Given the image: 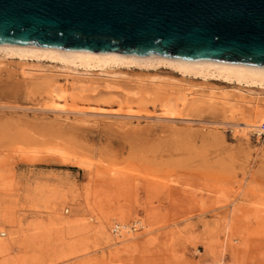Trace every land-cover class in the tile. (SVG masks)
I'll use <instances>...</instances> for the list:
<instances>
[{
    "label": "rangeland",
    "instance_id": "obj_1",
    "mask_svg": "<svg viewBox=\"0 0 264 264\" xmlns=\"http://www.w3.org/2000/svg\"><path fill=\"white\" fill-rule=\"evenodd\" d=\"M22 61L0 54V68ZM25 64L27 79L52 75L86 112L39 114L26 89L9 95L15 102L0 95L20 107L0 111V264H264V134L252 131L263 88L163 64L106 73L45 57ZM200 88L227 103L182 105L184 90ZM108 94L121 111L96 110Z\"/></svg>",
    "mask_w": 264,
    "mask_h": 264
},
{
    "label": "water",
    "instance_id": "obj_2",
    "mask_svg": "<svg viewBox=\"0 0 264 264\" xmlns=\"http://www.w3.org/2000/svg\"><path fill=\"white\" fill-rule=\"evenodd\" d=\"M0 43L264 66V0H0Z\"/></svg>",
    "mask_w": 264,
    "mask_h": 264
},
{
    "label": "bare ground",
    "instance_id": "obj_3",
    "mask_svg": "<svg viewBox=\"0 0 264 264\" xmlns=\"http://www.w3.org/2000/svg\"><path fill=\"white\" fill-rule=\"evenodd\" d=\"M0 54H2V56L17 57L18 59L23 60L21 64L18 62L19 64L16 67L0 68V95H3V97L7 99L8 102L10 101L12 102L13 99H9L10 97L9 95H18L21 92L24 93L25 91L24 89H26L28 90V93H26L25 96L28 99L29 104H31V106H33L32 108L38 111L39 114L44 113L45 112L44 110H60L65 113L66 112L69 113L71 111H79V112L84 113L86 112V110L78 109L77 107H73V105H70L68 103V98L64 97V93H61L62 91L60 90L63 85L61 87L58 86L54 88L55 81L51 78L52 75L48 76V75L43 74L40 76L39 75L34 76L33 78L30 76L29 79H27L25 77L27 72L24 68L25 67L24 65H26L25 62L29 57H35L36 59L45 57V58H49L52 60H56V61H59L66 69L72 70V71L78 69L79 67L82 68L84 71L85 70L90 71L94 69L105 71L106 68L112 67V65L114 66V64H121V65L136 64V65L145 66V67H150V66L153 67L156 65L163 64V65H168L178 70L180 74L185 77L186 76H190L192 78L201 77L205 80L206 78L210 79L211 77H215L225 82H232V83H236L239 85H256V86H259V88L264 89V66L229 63V62H221V61H213V60H203V61L185 60V59H178V58L164 57V56L133 55V54H123L119 52H100V51H89V50L64 49V48H58V47L31 46V45H21V44H4V43H0ZM106 72L107 71H105V73ZM74 78L77 80V82H79V84H82V87L84 88H85V85L89 87L94 84L93 81H96L92 79L91 77H87V76L84 77L82 75L74 76ZM106 85H109V84H106ZM190 86H192V84ZM207 87L208 86H206V88ZM90 91H91V88H90ZM183 92L184 93L179 97L180 99L179 101H181L182 105L192 103V101L193 102L194 101L204 102L208 104L209 107L217 103H221L225 105V103H227V100L229 98V97L227 98L226 96L228 94L217 95L218 92L216 93L213 88H208V91L206 92L204 90H201V88L199 91L196 90L194 92L192 91L185 92L184 90ZM110 94L104 95V96L102 95L99 99V105L103 104L108 107L98 106L96 110L100 112H109V111L119 112L121 111V107L119 108V106L116 108L112 107L116 99H114V97ZM92 95L94 97V94ZM192 96H195V97L192 98ZM236 97H237L236 101H239L241 103L248 102L246 99V96L242 94H237ZM138 99L139 98L136 99L137 102L140 100L141 101L137 103L138 107L135 110V112H142L143 110H145L144 107L146 105L147 100L142 97L140 100ZM15 100H16V97H15ZM60 100L62 101V103H59ZM163 106L168 109L167 105H163ZM18 107H19L18 105H12L9 103H1L0 111L5 114L7 113L6 111H9V114H13L15 113V110H17ZM90 113H93V112H90ZM165 113L169 114V111H165ZM24 125H27L28 127V125L30 124L26 123ZM25 129L27 128L25 127ZM252 131L259 134L258 126H256ZM3 235H5L4 232L0 231V236H3ZM214 264H221V263H214Z\"/></svg>",
    "mask_w": 264,
    "mask_h": 264
},
{
    "label": "built area",
    "instance_id": "obj_4",
    "mask_svg": "<svg viewBox=\"0 0 264 264\" xmlns=\"http://www.w3.org/2000/svg\"><path fill=\"white\" fill-rule=\"evenodd\" d=\"M258 128H259V134H264V120L259 122Z\"/></svg>",
    "mask_w": 264,
    "mask_h": 264
}]
</instances>
